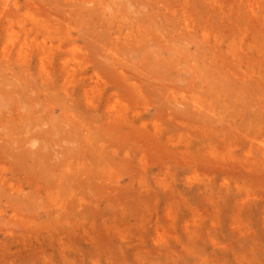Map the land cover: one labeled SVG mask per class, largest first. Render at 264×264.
Wrapping results in <instances>:
<instances>
[{
	"label": "rangeland",
	"instance_id": "rangeland-1",
	"mask_svg": "<svg viewBox=\"0 0 264 264\" xmlns=\"http://www.w3.org/2000/svg\"><path fill=\"white\" fill-rule=\"evenodd\" d=\"M0 135V264H264V0H0Z\"/></svg>",
	"mask_w": 264,
	"mask_h": 264
},
{
	"label": "bare ground",
	"instance_id": "bare-ground-1",
	"mask_svg": "<svg viewBox=\"0 0 264 264\" xmlns=\"http://www.w3.org/2000/svg\"><path fill=\"white\" fill-rule=\"evenodd\" d=\"M93 12H94V10H93ZM88 16V15H87ZM89 36V35H88ZM102 41V40H101ZM150 46V45H149ZM146 47H148L147 45H146ZM145 49V48H144ZM206 50V49H205ZM210 52V51H209ZM161 54V53H160ZM123 55H125V54H123ZM149 55V54H148ZM147 55V56H148ZM125 57V56H124ZM127 58V57H126ZM151 58V57H150ZM129 60V59H128ZM144 65V64H143ZM146 66V65H145ZM147 67V66H146ZM152 67H153V65H152ZM108 71V70H107ZM206 75V74H205ZM210 79H212V78H210ZM152 81V80H151ZM210 81V80H209ZM145 84V83H144ZM179 106V105H178ZM175 113V112H174ZM61 127V126H60ZM120 127V126H119ZM76 130V129H75ZM72 131V130H71ZM70 131V132H71ZM115 131H116V129H115ZM117 132V131H116ZM1 136V135H0ZM79 144V143H78ZM67 179V178H66Z\"/></svg>",
	"mask_w": 264,
	"mask_h": 264
}]
</instances>
